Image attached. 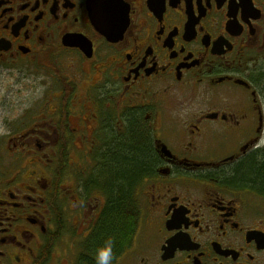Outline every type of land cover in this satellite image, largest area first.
<instances>
[{
    "label": "flooded vegetation",
    "instance_id": "flooded-vegetation-1",
    "mask_svg": "<svg viewBox=\"0 0 264 264\" xmlns=\"http://www.w3.org/2000/svg\"><path fill=\"white\" fill-rule=\"evenodd\" d=\"M12 67L55 87L5 134L0 264H96L134 140L150 158L112 264H264L260 195L230 179L264 158V0H0Z\"/></svg>",
    "mask_w": 264,
    "mask_h": 264
},
{
    "label": "trees",
    "instance_id": "trees-1",
    "mask_svg": "<svg viewBox=\"0 0 264 264\" xmlns=\"http://www.w3.org/2000/svg\"><path fill=\"white\" fill-rule=\"evenodd\" d=\"M134 141L126 143V152H118L110 159V205L103 219L106 222L101 224L99 243L102 246L110 239L113 241V250L120 245L123 238L128 240L133 231V188L136 180L144 173L146 162L150 158L149 153H146V143L139 147ZM230 177L264 197V158H255L237 169Z\"/></svg>",
    "mask_w": 264,
    "mask_h": 264
},
{
    "label": "rangeland",
    "instance_id": "rangeland-1",
    "mask_svg": "<svg viewBox=\"0 0 264 264\" xmlns=\"http://www.w3.org/2000/svg\"><path fill=\"white\" fill-rule=\"evenodd\" d=\"M49 75V74H44ZM55 81L39 72L23 67L6 68L0 72V164L5 167L15 164L18 153H14L13 143L5 138L11 125L21 122L26 111H39V102L46 100L49 89H54ZM257 210L264 213V198L254 195Z\"/></svg>",
    "mask_w": 264,
    "mask_h": 264
},
{
    "label": "clouds",
    "instance_id": "clouds-1",
    "mask_svg": "<svg viewBox=\"0 0 264 264\" xmlns=\"http://www.w3.org/2000/svg\"><path fill=\"white\" fill-rule=\"evenodd\" d=\"M260 143L264 144V140H262ZM113 258V241L109 239L104 243V245L96 250V264H112Z\"/></svg>",
    "mask_w": 264,
    "mask_h": 264
}]
</instances>
